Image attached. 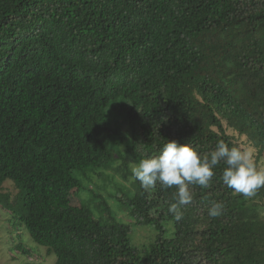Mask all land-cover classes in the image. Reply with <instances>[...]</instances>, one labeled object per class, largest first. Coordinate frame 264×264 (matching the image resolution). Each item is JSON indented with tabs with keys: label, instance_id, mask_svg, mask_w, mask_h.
<instances>
[{
	"label": "trees",
	"instance_id": "16d2710c",
	"mask_svg": "<svg viewBox=\"0 0 264 264\" xmlns=\"http://www.w3.org/2000/svg\"><path fill=\"white\" fill-rule=\"evenodd\" d=\"M0 31L10 54L0 61V231L19 240L0 264H264V187L250 198L229 189L221 162L210 187L189 186L177 222L176 187L145 188L132 173L133 157L170 140L201 154L221 141L250 148L260 167L264 0H6ZM89 68L120 94L104 112L113 134L87 123L64 142L23 145L16 93L40 88L42 100L68 83L64 72ZM213 202L225 205L219 217ZM137 227L147 242H135Z\"/></svg>",
	"mask_w": 264,
	"mask_h": 264
},
{
	"label": "clouds",
	"instance_id": "9594fccd",
	"mask_svg": "<svg viewBox=\"0 0 264 264\" xmlns=\"http://www.w3.org/2000/svg\"><path fill=\"white\" fill-rule=\"evenodd\" d=\"M6 0H0L5 4ZM2 32L0 31V34ZM10 54L0 48V61L7 59ZM74 69L63 73L69 84L77 86V90L68 92V83L51 88L44 98L40 99V88L31 89L29 92L18 91V101L27 117L16 122L15 131L22 134L25 140L23 145L40 143L42 136L51 143L64 142L72 137L76 131L87 123H93L101 131L114 132L112 124L104 118V112L111 107V101L119 97L112 90V78L105 70ZM155 91H158L156 89ZM154 91V92H155ZM83 95L85 98L76 99L75 95ZM123 99V98H122ZM39 102L36 110L32 111ZM48 107H44V103ZM124 107L136 108L131 100L124 99ZM117 122L122 126L120 119ZM42 129V135L39 132ZM103 129V130H102ZM136 160V166L132 173L145 188H152L160 184L163 188L176 187L175 202L169 205L168 211L174 220L183 219L182 206L191 203L193 193L190 185L196 184L201 188L210 187L214 169L223 162L221 180L225 186L242 194L245 197H253L257 190L264 187V167H258L253 150L250 148H229L223 141L219 142L215 149L208 154H201L192 145L179 143L176 140L167 141L159 155L151 156L141 154L132 158ZM225 205L222 202H213L208 210L210 217H219ZM27 233L22 235L25 244H29Z\"/></svg>",
	"mask_w": 264,
	"mask_h": 264
},
{
	"label": "rangeland",
	"instance_id": "374dc122",
	"mask_svg": "<svg viewBox=\"0 0 264 264\" xmlns=\"http://www.w3.org/2000/svg\"><path fill=\"white\" fill-rule=\"evenodd\" d=\"M262 154H264V153H262ZM259 161H260V167H264V155H263V157L260 158ZM6 216L7 215L5 213H3L1 215V217H2L1 219L4 220ZM16 234H17V231H14V232H12V236H9L6 233H2V231H0V238L2 237V240L0 239V243L3 244V246L0 244V261H5V259L3 258L4 255L5 256L13 255V253L11 251H9V249L11 246H14V245H16V243L19 242L18 238L15 237ZM132 236H133L135 242H137L138 244H142L144 242H147L150 239L151 235L143 227H137ZM30 242H31L30 248L33 250V246L35 245V243H33V241L31 239H30ZM22 243H25L23 241V239H22ZM52 258L54 260L53 256H52ZM51 261L52 260L47 257L45 260L39 261V263H37V264H51ZM7 264H9V263L7 262ZM10 264H17V262L14 260H10Z\"/></svg>",
	"mask_w": 264,
	"mask_h": 264
}]
</instances>
